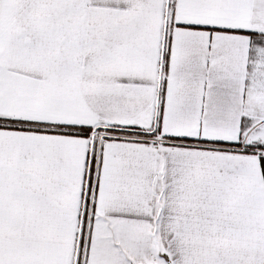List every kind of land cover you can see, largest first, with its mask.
I'll return each mask as SVG.
<instances>
[{
	"label": "snow or ice",
	"instance_id": "snow-or-ice-1",
	"mask_svg": "<svg viewBox=\"0 0 264 264\" xmlns=\"http://www.w3.org/2000/svg\"><path fill=\"white\" fill-rule=\"evenodd\" d=\"M0 264H264V0H0Z\"/></svg>",
	"mask_w": 264,
	"mask_h": 264
}]
</instances>
